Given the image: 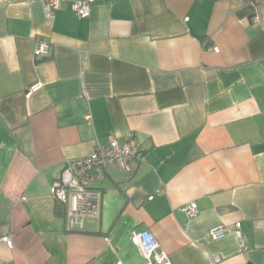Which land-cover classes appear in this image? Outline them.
Wrapping results in <instances>:
<instances>
[{"label":"crops","instance_id":"1","mask_svg":"<svg viewBox=\"0 0 264 264\" xmlns=\"http://www.w3.org/2000/svg\"><path fill=\"white\" fill-rule=\"evenodd\" d=\"M48 1L0 0V264H144V231L173 264H264V0ZM112 138L139 157L70 231L53 183Z\"/></svg>","mask_w":264,"mask_h":264},{"label":"built area","instance_id":"2","mask_svg":"<svg viewBox=\"0 0 264 264\" xmlns=\"http://www.w3.org/2000/svg\"><path fill=\"white\" fill-rule=\"evenodd\" d=\"M98 1L113 0H79L73 3V10L82 17L91 13V6ZM49 14L60 8V0H50L46 4ZM53 47L44 40H37L34 51L35 58L41 60L51 56ZM218 52V48H214ZM42 85L36 83L26 91V98L30 99L39 92ZM87 122H92L90 114L85 116ZM140 154V146L132 142L120 144L118 140L112 138L110 144L99 146L94 153L85 159L73 161L66 165L61 177L53 183L52 195L60 205L66 208V221L68 230L81 229L84 221L90 218H99L102 209V193L94 188L95 183L101 180L106 170L111 166H118L129 171L131 165ZM198 212L197 206L192 204L188 209V214L193 217ZM236 228H241L237 223ZM228 234V229L224 225L215 226L210 229L209 237L214 240H222ZM3 243L13 247L10 236L1 238ZM131 241L143 254L144 264H173L169 255L161 250L159 240L150 232L135 233ZM245 249L246 246L242 245ZM217 258L215 262H218ZM117 264H124L120 259Z\"/></svg>","mask_w":264,"mask_h":264},{"label":"trees","instance_id":"3","mask_svg":"<svg viewBox=\"0 0 264 264\" xmlns=\"http://www.w3.org/2000/svg\"><path fill=\"white\" fill-rule=\"evenodd\" d=\"M59 207V206H58Z\"/></svg>","mask_w":264,"mask_h":264}]
</instances>
